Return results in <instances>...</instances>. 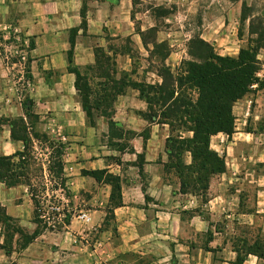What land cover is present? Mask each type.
Here are the masks:
<instances>
[{
    "label": "crops",
    "instance_id": "1",
    "mask_svg": "<svg viewBox=\"0 0 264 264\" xmlns=\"http://www.w3.org/2000/svg\"><path fill=\"white\" fill-rule=\"evenodd\" d=\"M263 2H228L221 17L208 19L205 40L220 55L237 57L257 38L251 19L260 13L245 17L244 11ZM215 23L222 25L218 31ZM0 31L34 40L27 51L31 112L66 144L65 188L53 191L63 217L41 223L29 186L0 182V264H264V87L235 103L231 137H212L210 150L224 159L225 170L201 181L184 169L193 164L192 152H173L169 126L147 118L137 89H125L114 106L113 120L133 134L113 139L123 145H105L106 119L90 124L80 103L68 71L72 32L74 63L94 65L108 40L135 34L133 0H0ZM121 58L117 79L132 78ZM259 59L264 81V49ZM7 69L0 63V76ZM18 117L26 118V109L0 89V118ZM11 134L9 124L0 128V156L25 150Z\"/></svg>",
    "mask_w": 264,
    "mask_h": 264
},
{
    "label": "trees",
    "instance_id": "2",
    "mask_svg": "<svg viewBox=\"0 0 264 264\" xmlns=\"http://www.w3.org/2000/svg\"><path fill=\"white\" fill-rule=\"evenodd\" d=\"M138 1L147 0H133L134 8L138 5ZM83 15L82 28L85 29L87 26L85 10ZM251 33L257 35V38L254 42L250 41L247 47L242 48L237 57L222 56L215 52L210 43L199 39L198 43L204 50V54H192V56L200 61L184 63L183 68L177 74L164 65L158 70L162 83L151 84L132 79L125 82L124 78L127 76L121 80L113 78L116 69L110 67V58L108 57L106 69L99 60V54L105 53L103 48L96 50L94 65L78 67L74 63L73 49L76 32L73 31L70 37L72 48L68 53V71L76 76L75 88L88 121L94 125V112H96V117H104L108 123L110 140H122L133 136L130 131L119 127L113 120V114L117 98L125 92V89L128 87L137 89L140 97L148 105L147 118L151 122L169 126L171 135L167 139V145L173 152L175 147L178 151L187 148L192 152L193 164L184 169L198 175L201 181H208L210 176L225 170L224 159L210 150L212 137L220 133L231 137L235 132L233 114L235 103L254 93L256 89L264 87V81L259 77L262 69L259 52L264 49V20L262 18L256 16L251 19ZM141 36L144 44L147 45L142 34ZM30 40L31 49H33L34 40ZM156 42L154 41V44ZM94 69L97 70L99 78L104 79L103 90L108 94L100 95L93 91L90 75L82 72ZM254 86L257 88L254 89ZM32 106L33 102L26 99L24 106L26 118H0V128L4 124H9L12 139L22 141L25 145L23 152H17L11 156H0V182L5 183L9 188L18 185L29 186L33 202L37 207L36 195L32 190L30 178L24 171L28 166L26 152L33 149L36 142L45 141L48 145H59L57 149L59 162L56 166L59 174L62 175L64 145L66 144L49 139L45 133L35 128L30 120L31 117L38 118V116L31 112ZM189 133L192 134L191 137L184 136ZM113 145L123 144L116 142ZM62 181V188H65L63 176ZM0 214L4 216V210L1 207Z\"/></svg>",
    "mask_w": 264,
    "mask_h": 264
},
{
    "label": "rangeland",
    "instance_id": "3",
    "mask_svg": "<svg viewBox=\"0 0 264 264\" xmlns=\"http://www.w3.org/2000/svg\"><path fill=\"white\" fill-rule=\"evenodd\" d=\"M241 0H147L138 1V5L134 8V24L135 34L129 38L110 39L106 43L105 53L99 54V60L103 64L104 69L110 58V67L116 69L113 78L117 79L118 60L122 62L121 56H125V63L131 65L133 70L132 78H124L125 82L130 79L140 81H156L158 80V70L164 65L169 67L174 74L180 72L184 63L191 61H200L194 58L192 54L202 55L204 50L200 48L199 39L205 40V36L210 31L208 19L214 16H222L224 13V5L227 3H238ZM262 2L264 0H261ZM263 4L253 3L248 6L244 14L260 13L259 17L264 20L261 15ZM218 29L222 25L215 23ZM242 32V28L240 29ZM215 34L217 32H214ZM246 33V29H245ZM147 42L144 44L142 36ZM256 39V38H255ZM251 40V41H255ZM154 41H157L154 44ZM208 42V41H206ZM209 43V42H208ZM211 44V43H210ZM212 45V44H211ZM213 46V45H212ZM248 45L245 44L244 47ZM216 53V47L213 46ZM31 49V40L26 39L18 33L5 35L0 31V63L6 70L0 81V89L3 94L12 96L17 104L25 106L28 98L30 73V58L27 51ZM233 56V52H231ZM185 68V67H184ZM107 71V70H106ZM88 73L91 77V88L93 91L104 95L102 83L103 78H99L97 70L82 71ZM129 78V79H128ZM255 89L257 86H254ZM127 89V88H126ZM108 94V93H107ZM20 99V100H19ZM29 105V104H28ZM96 119V112L93 114ZM30 122L41 133H45L49 139L58 142L53 134L46 132V122L44 118L31 117ZM111 142V143H110ZM105 145H113V140L104 139ZM33 149L26 152L27 168L25 172L30 178L32 190L36 195V217L43 223L41 219V211L45 208L48 200L60 201L53 193L54 190L62 189V175L59 174L58 147L59 145H48L45 141L36 142ZM49 194V196H48ZM51 197V198H50Z\"/></svg>",
    "mask_w": 264,
    "mask_h": 264
},
{
    "label": "built area",
    "instance_id": "4",
    "mask_svg": "<svg viewBox=\"0 0 264 264\" xmlns=\"http://www.w3.org/2000/svg\"><path fill=\"white\" fill-rule=\"evenodd\" d=\"M49 196V194H48ZM51 198V197H50ZM64 215V205L62 203V199L60 198V201H50L48 200L45 208L41 211V219H44L45 221H52L56 218H61ZM80 218L83 220L88 221V216L84 213L80 215Z\"/></svg>",
    "mask_w": 264,
    "mask_h": 264
}]
</instances>
